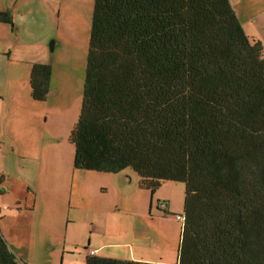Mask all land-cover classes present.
<instances>
[{
    "label": "trees",
    "instance_id": "trees-1",
    "mask_svg": "<svg viewBox=\"0 0 264 264\" xmlns=\"http://www.w3.org/2000/svg\"><path fill=\"white\" fill-rule=\"evenodd\" d=\"M262 50L230 0H94L74 167L183 184L175 264H264ZM51 75L32 66L33 100ZM0 264H17L1 233Z\"/></svg>",
    "mask_w": 264,
    "mask_h": 264
},
{
    "label": "rangeland",
    "instance_id": "rangeland-1",
    "mask_svg": "<svg viewBox=\"0 0 264 264\" xmlns=\"http://www.w3.org/2000/svg\"><path fill=\"white\" fill-rule=\"evenodd\" d=\"M232 1L247 5L251 0ZM235 6L248 32L252 30L253 37L264 44V8L251 2L252 13L263 12L253 17ZM78 26L58 27L57 34L33 43V60L41 42L45 44L44 55L39 57L42 61H6L15 67L17 80L39 63H50L52 75L45 101L33 100L20 87V81L15 82L13 95L0 98V177L8 182L10 176L31 192L41 189L43 204L54 208L51 219L55 223L68 221V239L80 245L85 254L91 239L89 248L105 244L111 254L121 258L175 264L183 225L178 218L183 215V184L166 182L151 193L138 188L137 174L131 170L114 174L74 167V146L69 137L81 109L89 40V32H67ZM52 42L56 45L50 51ZM262 49L264 55L263 45ZM3 70L0 61V95H4ZM126 175L131 181L123 186L120 180ZM164 197L174 213L158 207L159 202H165L167 208Z\"/></svg>",
    "mask_w": 264,
    "mask_h": 264
},
{
    "label": "crops",
    "instance_id": "crops-1",
    "mask_svg": "<svg viewBox=\"0 0 264 264\" xmlns=\"http://www.w3.org/2000/svg\"><path fill=\"white\" fill-rule=\"evenodd\" d=\"M251 2L260 4L259 9L264 8V0H251L247 5L230 0L247 37L253 42H260L253 37L252 30L248 32L245 28L235 6L236 4L241 12L244 10L252 13ZM93 6L94 0H0V61L4 69L1 74L4 82V95H0V98L5 99L7 93L13 95L16 81H20V87L27 92L28 96H31L32 91L30 85L32 67L25 70L17 80L15 67L10 66V63L7 64L6 61H42L39 57L44 55L45 44L41 42L37 60L32 59L31 45L37 44L39 39L52 37L50 36L52 33L57 34L58 27L79 25L78 28H70L71 31L67 29V32L88 33ZM6 14L10 16L12 23L6 22ZM252 15L259 17L263 15V12L259 11ZM252 22L258 28L259 25L255 24V21ZM83 40L86 41V37ZM52 43L53 46L56 45V42ZM26 45L27 48H25ZM261 45L264 46L262 43ZM17 49H19L18 54ZM26 50L28 51L26 52ZM24 81L28 83L24 84ZM130 179L131 177L126 175L124 179L120 180V184L124 186L128 181H131ZM164 183L166 181L161 184ZM161 184L160 186H163ZM165 201L167 202V212L174 213L168 198ZM53 210L52 206L43 204L41 189L37 188L31 192L23 183L10 176L8 182L4 176L0 177V233L9 250L15 255L17 264H86V260L90 256L89 252L93 250L97 251L95 256L100 258L155 262L145 258L115 256L111 254L105 244H97L94 248H89L91 239L84 248L85 251L88 250V253H83L80 245L71 244L68 239V221L63 220L55 223L51 219L50 212Z\"/></svg>",
    "mask_w": 264,
    "mask_h": 264
},
{
    "label": "built area",
    "instance_id": "built-area-1",
    "mask_svg": "<svg viewBox=\"0 0 264 264\" xmlns=\"http://www.w3.org/2000/svg\"><path fill=\"white\" fill-rule=\"evenodd\" d=\"M158 207L160 209H163L164 210V209H166V203L165 202H159ZM178 218L181 219L182 222L184 221V217L183 216H178ZM96 253H97V251L93 250V251H90L89 252V255L93 256V255H96Z\"/></svg>",
    "mask_w": 264,
    "mask_h": 264
},
{
    "label": "water",
    "instance_id": "water-1",
    "mask_svg": "<svg viewBox=\"0 0 264 264\" xmlns=\"http://www.w3.org/2000/svg\"><path fill=\"white\" fill-rule=\"evenodd\" d=\"M53 49H54V46H53V43H51V45H50V51H53Z\"/></svg>",
    "mask_w": 264,
    "mask_h": 264
},
{
    "label": "clouds",
    "instance_id": "clouds-1",
    "mask_svg": "<svg viewBox=\"0 0 264 264\" xmlns=\"http://www.w3.org/2000/svg\"><path fill=\"white\" fill-rule=\"evenodd\" d=\"M165 212V211H164ZM183 216V215H182Z\"/></svg>",
    "mask_w": 264,
    "mask_h": 264
}]
</instances>
